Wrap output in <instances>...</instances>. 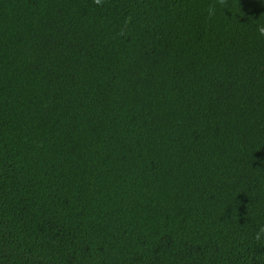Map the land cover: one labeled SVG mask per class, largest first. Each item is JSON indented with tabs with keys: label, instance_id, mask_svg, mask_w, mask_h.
Segmentation results:
<instances>
[{
	"label": "trees",
	"instance_id": "trees-1",
	"mask_svg": "<svg viewBox=\"0 0 264 264\" xmlns=\"http://www.w3.org/2000/svg\"><path fill=\"white\" fill-rule=\"evenodd\" d=\"M259 21L0 0V264H264Z\"/></svg>",
	"mask_w": 264,
	"mask_h": 264
},
{
	"label": "clouds",
	"instance_id": "clouds-1",
	"mask_svg": "<svg viewBox=\"0 0 264 264\" xmlns=\"http://www.w3.org/2000/svg\"><path fill=\"white\" fill-rule=\"evenodd\" d=\"M213 12H214V9H210L209 14H213ZM257 31L259 32L261 36H264V21H259L257 23Z\"/></svg>",
	"mask_w": 264,
	"mask_h": 264
}]
</instances>
